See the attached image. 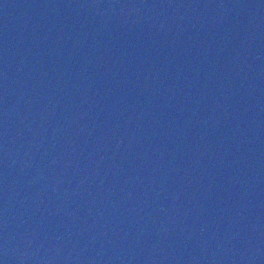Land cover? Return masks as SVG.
Here are the masks:
<instances>
[{"label":"water","instance_id":"1","mask_svg":"<svg viewBox=\"0 0 264 264\" xmlns=\"http://www.w3.org/2000/svg\"><path fill=\"white\" fill-rule=\"evenodd\" d=\"M0 264H264V0H0Z\"/></svg>","mask_w":264,"mask_h":264}]
</instances>
